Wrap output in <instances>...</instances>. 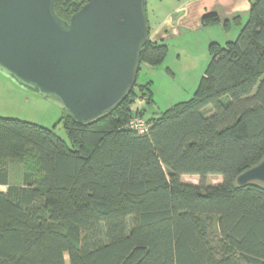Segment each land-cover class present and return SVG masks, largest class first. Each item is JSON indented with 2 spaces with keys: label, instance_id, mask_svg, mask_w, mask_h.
I'll return each mask as SVG.
<instances>
[{
  "label": "trees",
  "instance_id": "trees-1",
  "mask_svg": "<svg viewBox=\"0 0 264 264\" xmlns=\"http://www.w3.org/2000/svg\"><path fill=\"white\" fill-rule=\"evenodd\" d=\"M85 3L57 0L56 11L69 20ZM250 4L235 40L210 42L195 95L157 117L131 111L135 87L90 122L63 110L68 141L0 117V161L31 154L38 165L15 185L0 167V264H264V185L235 182L264 158V0ZM168 50L149 39L141 65H161ZM211 174L223 181L207 183Z\"/></svg>",
  "mask_w": 264,
  "mask_h": 264
},
{
  "label": "water",
  "instance_id": "water-1",
  "mask_svg": "<svg viewBox=\"0 0 264 264\" xmlns=\"http://www.w3.org/2000/svg\"><path fill=\"white\" fill-rule=\"evenodd\" d=\"M57 0H0V73L90 122L135 87L150 38L146 0H86L69 20ZM264 185V158L236 177Z\"/></svg>",
  "mask_w": 264,
  "mask_h": 264
},
{
  "label": "rangeland",
  "instance_id": "rangeland-1",
  "mask_svg": "<svg viewBox=\"0 0 264 264\" xmlns=\"http://www.w3.org/2000/svg\"><path fill=\"white\" fill-rule=\"evenodd\" d=\"M179 1L146 0L150 25L153 26L156 17L162 18ZM189 37L174 38L172 44L169 43L167 57L161 65L152 66L143 63L140 66L137 77L138 85L134 88L137 98L131 106L132 112L146 109L145 119L157 117L174 104L187 101L195 95L211 58L210 42L207 47L203 46L204 51L202 52L201 37L192 36L190 39ZM226 42L223 39L220 43L225 44ZM142 85H149L150 91H146L152 92L150 104L146 98L141 99L140 86ZM63 115V109L57 105L47 101L36 92L22 89L0 73V117L17 118L55 129L59 136L68 141L61 120ZM0 167L9 170L10 183L13 185L22 182L25 171H38L36 160L31 154L24 159H4L0 161ZM183 180L198 184L201 178L198 175H184ZM206 181L210 184H218L223 181V177L211 174L207 176ZM0 189H5V187L1 186ZM66 258L69 264L68 256Z\"/></svg>",
  "mask_w": 264,
  "mask_h": 264
},
{
  "label": "crops",
  "instance_id": "crops-1",
  "mask_svg": "<svg viewBox=\"0 0 264 264\" xmlns=\"http://www.w3.org/2000/svg\"><path fill=\"white\" fill-rule=\"evenodd\" d=\"M250 1L180 0L162 18L156 17L154 25H150L149 39L164 42L170 47L169 43L172 44L174 38L190 36V39L192 36H200L203 52L209 42H222L223 39L230 41L238 35L241 24L246 20L250 10ZM208 12L216 13L220 17V22L214 26L204 27L202 17ZM237 16L240 22L235 20Z\"/></svg>",
  "mask_w": 264,
  "mask_h": 264
},
{
  "label": "built area",
  "instance_id": "built-area-1",
  "mask_svg": "<svg viewBox=\"0 0 264 264\" xmlns=\"http://www.w3.org/2000/svg\"><path fill=\"white\" fill-rule=\"evenodd\" d=\"M130 125L141 132H145L147 128V122L143 118L137 116L131 119Z\"/></svg>",
  "mask_w": 264,
  "mask_h": 264
}]
</instances>
